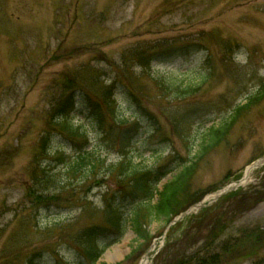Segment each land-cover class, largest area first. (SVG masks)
<instances>
[{"label": "rangeland", "instance_id": "rangeland-1", "mask_svg": "<svg viewBox=\"0 0 264 264\" xmlns=\"http://www.w3.org/2000/svg\"><path fill=\"white\" fill-rule=\"evenodd\" d=\"M169 76L193 83V95L171 96ZM111 85L121 114L139 100L143 134L127 154L136 164H167L173 176L193 164L174 214L238 183L264 157V0H0V264L75 262L76 234L105 226L104 201H121L108 173L123 158L124 127H95L81 100L100 101ZM239 107L203 155L205 132ZM66 118L88 143L61 133ZM85 148L97 168L71 170ZM170 224L155 219L143 238L127 232L94 264H264V164Z\"/></svg>", "mask_w": 264, "mask_h": 264}, {"label": "trees", "instance_id": "trees-1", "mask_svg": "<svg viewBox=\"0 0 264 264\" xmlns=\"http://www.w3.org/2000/svg\"><path fill=\"white\" fill-rule=\"evenodd\" d=\"M192 47L193 44L172 48L166 52H172L176 49L183 52H191L193 50ZM161 82L164 90L175 99H186L193 95V83H181L172 76L161 79ZM116 93H118L116 92V86L111 85L102 92L100 101L94 100L88 93H83L81 100L85 102L87 112L91 115L95 127L98 126L100 129H103L108 119L114 126L124 127L122 144L120 146L123 158L119 163L110 165L108 173V176H113V174L117 173L118 188L114 191L115 195L113 196L121 198V201L119 200L116 206H111L109 204L111 202L104 201L107 203L106 211L109 214L105 226L90 227L76 234L74 242L79 245V255L81 258L69 264L96 263L102 253L109 246L121 240L128 231H132L137 237L143 238L147 224L161 218L170 221L176 216L174 214L175 205L177 206L178 200L182 196H187L189 192V183L194 170L193 164L180 166L181 168L173 176L175 170L169 168L167 164L148 168L147 166L136 164L135 160L127 155L128 153L130 155L134 139L141 134L143 128V122L140 120L142 118L140 113L141 107L137 98H135L136 105L129 100L130 106L127 108L129 115L123 112L121 114L122 107L115 97ZM75 100L76 98L72 94L68 95L64 101L63 108L71 107ZM242 108L239 107L235 111L234 116L229 120L221 122L218 126L208 128L203 138L205 144L202 146L204 150L203 155L209 152V150L216 149L224 141ZM63 127L64 131L61 133L68 135L69 137L67 138L69 140L77 143L82 140L84 144L88 143L87 134L79 128L74 129L67 118L65 123H63ZM83 151L85 153L86 148L77 153L74 161L71 163L74 165L70 169L80 172L82 171L81 169L87 168L90 170V173L93 169L97 168L100 161L94 156V152L84 154ZM153 154L154 156L158 155L157 152ZM169 176H171V179L166 180L160 189L158 185ZM126 211V214L129 215L127 217L125 215ZM203 258L197 259L198 264H202ZM188 263L183 262L182 264Z\"/></svg>", "mask_w": 264, "mask_h": 264}, {"label": "bare ground", "instance_id": "bare-ground-1", "mask_svg": "<svg viewBox=\"0 0 264 264\" xmlns=\"http://www.w3.org/2000/svg\"><path fill=\"white\" fill-rule=\"evenodd\" d=\"M249 178H250V176H249ZM248 182V181H247ZM145 264V263H144Z\"/></svg>", "mask_w": 264, "mask_h": 264}, {"label": "water", "instance_id": "water-1", "mask_svg": "<svg viewBox=\"0 0 264 264\" xmlns=\"http://www.w3.org/2000/svg\"><path fill=\"white\" fill-rule=\"evenodd\" d=\"M190 212V211H189Z\"/></svg>", "mask_w": 264, "mask_h": 264}]
</instances>
